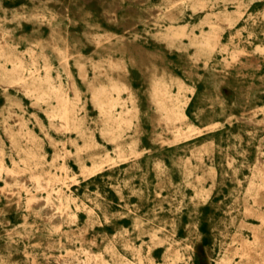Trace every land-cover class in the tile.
<instances>
[{"label":"rangeland","instance_id":"374dc122","mask_svg":"<svg viewBox=\"0 0 264 264\" xmlns=\"http://www.w3.org/2000/svg\"><path fill=\"white\" fill-rule=\"evenodd\" d=\"M0 264H264V0H0Z\"/></svg>","mask_w":264,"mask_h":264},{"label":"bare ground","instance_id":"6f19581e","mask_svg":"<svg viewBox=\"0 0 264 264\" xmlns=\"http://www.w3.org/2000/svg\"><path fill=\"white\" fill-rule=\"evenodd\" d=\"M225 21L230 22L231 19L228 17L226 18ZM82 76L85 77V74L83 73ZM49 80H50V75L48 74H46L44 77L36 76L32 80L26 79L25 76L21 74L19 71L18 72L16 71V73L13 75L14 83L19 84L21 88H23L26 91L36 90L42 81H49ZM51 89L54 92L55 97L58 98V105L49 109L47 112L48 115L51 117L59 116L61 122L65 125L69 124V120H72L74 123L77 120V117L75 116L74 108H70L69 101L66 98H63L62 95H60L61 88L51 83ZM166 93H167L166 89L158 88L155 96L159 100V98L166 96ZM93 97L95 99H98L99 94L97 92H94ZM168 117L171 118V115ZM35 181L36 184L38 185L43 184L42 179L38 176L35 177ZM242 246L244 249L251 250L250 242L247 240H243Z\"/></svg>","mask_w":264,"mask_h":264}]
</instances>
